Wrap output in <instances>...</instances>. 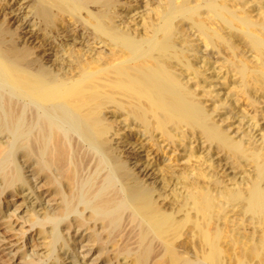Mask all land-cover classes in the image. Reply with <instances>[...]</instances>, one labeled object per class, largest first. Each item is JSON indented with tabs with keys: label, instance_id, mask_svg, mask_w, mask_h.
<instances>
[{
	"label": "bare ground",
	"instance_id": "obj_1",
	"mask_svg": "<svg viewBox=\"0 0 264 264\" xmlns=\"http://www.w3.org/2000/svg\"><path fill=\"white\" fill-rule=\"evenodd\" d=\"M149 4L138 30L121 18L130 0H27L46 40L68 19L109 48L87 59L66 42L57 71L0 17V197H47L30 226L54 264L70 241L109 264H264V0ZM210 69L226 98L200 85ZM117 117L150 148L180 149L183 166L163 160L162 185L147 183L129 166L134 154L112 144Z\"/></svg>",
	"mask_w": 264,
	"mask_h": 264
},
{
	"label": "rangeland",
	"instance_id": "obj_2",
	"mask_svg": "<svg viewBox=\"0 0 264 264\" xmlns=\"http://www.w3.org/2000/svg\"><path fill=\"white\" fill-rule=\"evenodd\" d=\"M151 1L153 2L154 0H133V1L130 0V2L132 3L133 7H132L131 10H127V9L125 10L124 9V11L121 14L122 15L121 18H123L122 21H124V22L127 21L126 23L129 24L128 26L131 29H137L138 28V30H141L142 24L146 20L145 17L147 16L148 12L150 11V9H149L150 8V4L149 3ZM4 5H6V6H4ZM28 9L29 8L27 7V0H1L0 1V15L2 14L0 16V17H2L1 19L4 18V20H6V22L8 21L9 26L15 32L17 30L16 34H17L20 42L25 43L27 45H30L33 48V52L36 53V54L33 53V56L36 57L38 55L39 57L38 56L37 57L38 58H42L43 63L45 65L47 64L48 67H51L52 69L57 71V69L60 67V63H61L60 61L62 59L64 61H65V59L68 60V58H66L67 54H65V52H63V51H60L61 50L60 48H63V46H66V44H69V43L70 44H72V43L74 44V46H73L74 49H76V48L80 49L82 51V53L86 55V56L84 55V57L87 58V59L92 57V56H97L98 54L102 55V57H104V56L107 57L106 54L109 53V48L108 47H106L105 45H103L102 43H100L97 40H93V38L91 36L89 37V35L87 34L88 31H86V33H85L84 29L82 30L81 26L69 21L68 19L66 20V23L61 24V25L58 26L57 31H56L57 33L55 32L54 34H52L53 37L51 35H49L50 39L46 40V37L44 36L43 31L39 30V28L36 25L35 21L33 19L31 20V18L29 17ZM9 10L11 11L10 13L8 12ZM146 10L147 11L149 10V11L147 12ZM13 13H16V14H13ZM17 14H19V15H17ZM18 16H20V17H18ZM17 17H18V19H17ZM13 23H15V24H13ZM132 23H134V24H132ZM69 26H70V28H69ZM35 28L38 29V30H35ZM73 28H75V29H73ZM67 29H69V30H67ZM35 31H37V32H35ZM66 31H68V32H66ZM35 33H37V34H35ZM86 34H87V36H86ZM61 36H62V38H60ZM35 37H36V39H35ZM86 37H88V38H86ZM30 38H32V39H30ZM40 39H42V40H40ZM23 40H24V42H23ZM28 40H30V41H28ZM77 40H78V42H77ZM33 41H34V43H33ZM95 41H97V42H95ZM66 42H69V43H66ZM32 43H33V45H31ZM46 43H47V45H46ZM64 43H66V44L64 45ZM58 44H59V46H58ZM76 44H78V45H76ZM96 45H98V46H96ZM89 48H91V49L93 48L92 50L90 49L92 52H90ZM202 48H204L203 49V53H202V59L206 58L205 55L207 54L210 57V61L213 62L215 60V58H216V56L213 53V49H211L210 47L205 49V47L203 45H201V50H202ZM41 50H42L43 53L41 52ZM95 52H97L96 53L97 55L95 54ZM99 52H102L103 54L99 53ZM57 54H59V55H57ZM42 55H44V56H42ZM47 58H48V60H47ZM212 58H214V59H212ZM55 63H57L58 65L55 64ZM200 65L202 66L203 64L198 63V66H200ZM213 66L217 67L218 65L217 64H213ZM217 69L218 68H216V70ZM221 80L222 79H219L218 77L215 76L214 72H212L211 69L210 70H205L203 77H201V81H200L201 84L200 85H203V84L210 85L211 86L210 89H215V91L219 92L220 93L219 96L221 98H224V97L226 98V94L225 93H227L226 92L227 89H226L225 86H223V85H222L223 87L221 86V83H223V81H221ZM203 81H205L206 83H204ZM203 100H205V104L206 105H210L211 101H209L208 98L204 99V97H203ZM227 101H229V97H227ZM258 106H259L258 109H262V108L264 109V103H261ZM236 108H239V107L237 106ZM106 114H107V117L110 116V118H111L109 109H107ZM251 114H253V113H251ZM228 120L229 121H226V122L228 124H230V127H231L230 129L232 130V133H234V131H236L237 127L240 125L239 116L236 114V115H234V117H231ZM117 121H118L117 125H114L115 126L114 128H116V129L119 128L118 133H115L116 131H114L113 132L114 135H109L112 138V144H114V146L120 145L121 147H124V149H126L127 151H129L132 154H134V155H132L134 157V159L130 160L129 166L132 167V165H133L134 171L135 172L138 171V174L140 173L139 174L140 177L143 178V179L145 178L144 180L147 183H150L149 182L150 180H157L158 179L156 184L160 185V186L162 185V183H163V181H162L163 175H162V173L160 171L161 170L160 167L162 165L161 162L163 160H166L165 163H172V162H170L172 160H169L170 157H174L176 160L178 158V165H176L175 162H173L172 165L173 166H177L176 168H179L180 166H183L185 158L183 157L184 156L183 154H179V153H182V151L180 149L174 152V151H171V149L169 147L165 146V148H163L164 150H162V152H160V151H158L156 149L155 146L150 148V144L148 143L147 138L145 136H143L142 134H140V133H135V129H133L132 125H130V128H128L126 126V123L121 122V117H120V120H119V117H117ZM259 123L262 125L263 121L260 120ZM244 128H247V126L245 125ZM258 130L259 129H254L253 130V132L255 131L254 134H255L256 138H259L261 136V133H262L261 131H258ZM128 139H130V141L133 142V144H127V140ZM118 140L121 141V142H119ZM116 141L118 142V144H117ZM136 142H138V144ZM197 144H198V148H197ZM199 144L200 143L195 142V144H193V145H194V147H196L197 149L200 150V151L198 150L199 152H202L203 149L201 150V148H199ZM166 149H167V151H165ZM132 151H134V152H132ZM163 151H164V153H163ZM141 166L143 167V169H142ZM152 166H154V167H152ZM142 171H143V173H142ZM225 171L230 176L232 175V174H230V170L227 169ZM173 184L174 183L172 181H170V183L167 184L168 186L165 189L166 190L165 194H169V193L171 194V192H172L171 189L175 188V185H173ZM33 185H35L34 188L36 189V188H38V186L40 184L37 183V182H35V183L33 182ZM40 189H41V187H40ZM36 190H38V189H36ZM40 191H42V189ZM14 192H13L12 195H10V194L7 195L6 194V195H2L0 197V199H1L0 200V205H1V209H0V264H22L23 257H25L26 259H29L30 257H33L34 259H36V261H39L38 264H42V263L43 264H48V263L49 264H54V262L56 261V256L55 255H52L51 257H47L46 256V254H47V252H45L46 249H45L44 246H42L43 245V240L40 237V235L38 234V226L37 225L30 226L31 225V220H32L31 218L34 217L35 214L38 216V215H40L42 213V211L40 209V205H41V203H43V204L46 203L47 197H44V196L43 197H39L37 195L38 191L36 192V194H33L32 192H30L28 190H20V191H14ZM167 192H169V193H167ZM29 196H31V197H29ZM170 198H171V195H169L165 200H161L160 199V202L164 203V204H168L170 202ZM32 209H34V210H32ZM38 213H40V214H38ZM31 227H33V228H31ZM69 244H70V247H71L70 249L68 248L69 254L68 255L67 254L66 255L62 254L64 259H61V263L60 264H73V262L75 260H76L75 264H109V263H107V262H105V261H103L101 259H96L95 258L96 254H94L92 256H89V255L86 256L85 249L81 248L80 245H76V247H73L74 245H73L72 241H70ZM72 247L75 248V250H73ZM77 252H79L80 254L77 253ZM60 253H62V252L60 251ZM82 255H83L84 258L82 257ZM74 258H76V259L74 260ZM51 262H53V263H51ZM117 264H124V263L123 262H119Z\"/></svg>",
	"mask_w": 264,
	"mask_h": 264
}]
</instances>
